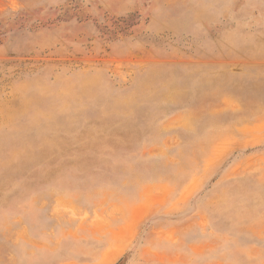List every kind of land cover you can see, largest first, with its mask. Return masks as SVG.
Instances as JSON below:
<instances>
[{
	"label": "rangeland",
	"instance_id": "rangeland-1",
	"mask_svg": "<svg viewBox=\"0 0 264 264\" xmlns=\"http://www.w3.org/2000/svg\"><path fill=\"white\" fill-rule=\"evenodd\" d=\"M0 264H264V0H0Z\"/></svg>",
	"mask_w": 264,
	"mask_h": 264
}]
</instances>
